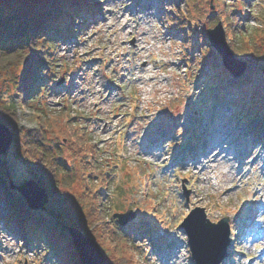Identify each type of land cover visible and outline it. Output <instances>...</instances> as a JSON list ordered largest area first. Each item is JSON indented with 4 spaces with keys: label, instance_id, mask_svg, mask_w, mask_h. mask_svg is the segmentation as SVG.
<instances>
[{
    "label": "rangeland",
    "instance_id": "1",
    "mask_svg": "<svg viewBox=\"0 0 264 264\" xmlns=\"http://www.w3.org/2000/svg\"><path fill=\"white\" fill-rule=\"evenodd\" d=\"M91 2L94 5L90 11L77 16L79 29L74 35L63 37L60 43L56 52L60 59L58 67L44 77L47 90L35 99V107L26 104L17 107L18 124L34 128L37 111L58 110L67 104L71 115L91 134V142L99 150L95 158L92 153L85 156L90 162L98 163V168L85 170L89 173L85 177L80 160L70 154L72 145L65 140L61 148L60 159L71 165L67 171L59 169L57 176L66 178L68 184L61 188L70 206L77 208V200L84 195L97 196L99 203L105 202L102 223L115 222L112 216L115 207L135 210L136 215L125 224V231L115 228L117 234L113 229L117 237L127 234L133 242L129 264H193L179 222L195 205L203 206L211 220L226 216L232 226L230 240L234 246L223 264H264V257L258 256L264 248V238L254 240L256 234L264 233V149L260 145L251 146L244 134L243 143H230L229 147L237 152L235 157L226 158L228 155L224 153L214 159L212 155L201 157L202 153H208L213 135L219 134L223 123L238 133H242L244 126L248 129L256 123L264 125V116L253 118L250 112L254 109L264 113L261 70L264 65V0ZM218 19L224 26L230 48L235 51L240 44L255 48L257 59L248 73L247 83L228 87L222 84L223 94L217 92L224 97L214 93L213 98H207L204 86L210 84L214 72L221 77L227 71L203 34ZM196 32L198 46L193 54L190 34L195 37ZM142 46L147 50L138 51ZM144 67H154L157 76L149 80ZM60 77L63 82L57 84ZM232 80L235 79L230 77L226 81ZM6 87V79L0 81V95L16 100L15 92L5 94ZM210 89L215 92L214 87ZM205 99L208 104L203 110L198 104ZM135 103L140 114H124L133 109ZM193 107L196 109L191 114ZM199 121L196 132L200 140L192 142L196 136L195 127L191 126ZM164 124L168 130H163ZM181 135L183 139L168 142ZM192 148L197 152L196 157L193 156L197 161L195 165L189 156ZM13 152L11 143L3 154L11 157ZM185 155L188 158L183 160ZM119 157H126L122 164ZM176 158L181 162L176 163ZM116 163L121 167L114 166ZM99 167L104 174L98 171ZM10 174L13 180L15 176L16 179L25 176L44 185L29 166L17 168ZM104 178L107 186L98 190L104 186ZM181 180L189 190L187 197ZM16 192L6 188L0 180V217L7 216L16 230L13 232L0 219V264H57L58 260L49 257L44 247L37 248L26 239L28 233L14 210L19 205V192ZM48 195L45 208L56 207L49 191ZM84 233L96 240L107 263L111 264L106 242L89 232Z\"/></svg>",
    "mask_w": 264,
    "mask_h": 264
},
{
    "label": "trees",
    "instance_id": "2",
    "mask_svg": "<svg viewBox=\"0 0 264 264\" xmlns=\"http://www.w3.org/2000/svg\"><path fill=\"white\" fill-rule=\"evenodd\" d=\"M92 4L90 0H0V81L6 79L7 96L11 91L17 95L16 100L0 95V121L14 131L12 156L8 153L0 155V180L10 189L9 180L16 183L15 180L22 181L25 177L16 179L15 176L13 180L10 172L29 166L36 172V179L44 182L43 186L49 191L56 207L47 206L43 211H32L16 192L19 205L14 210L25 230L33 233L30 234L31 238L56 254L58 264H81L65 224L89 232L103 243L106 242L111 264H129V259L133 257V244L127 236L121 238L113 233V229L117 231L112 221L105 220L102 223L105 210L103 202L99 203L97 196L84 195L77 200L78 205L74 210L62 192L61 187L68 184L66 178L59 179L57 176L59 169L67 171L71 165L60 159L63 137L72 145L71 156L80 160L84 177L91 170L94 171V167L98 168L95 162L93 167H88L84 158L87 153L96 151L91 144V134L74 119L68 106L43 113L37 111L34 128L18 124L17 107L22 104L35 107V99L46 90L44 77L50 76L47 72L54 73L58 67L60 59L56 52L61 37L72 35L77 16L83 10L90 9ZM211 51L216 53L212 48ZM234 53L236 57L247 61L246 71L239 79L245 81L257 59L256 49L240 44ZM216 75L214 73V77ZM227 76L228 73L216 76L213 81L220 82ZM98 171L102 173L101 167ZM104 181L105 186V178ZM101 225L103 227L98 228Z\"/></svg>",
    "mask_w": 264,
    "mask_h": 264
},
{
    "label": "water",
    "instance_id": "3",
    "mask_svg": "<svg viewBox=\"0 0 264 264\" xmlns=\"http://www.w3.org/2000/svg\"><path fill=\"white\" fill-rule=\"evenodd\" d=\"M207 37L211 46L221 55V61L234 76L243 73L246 61L235 57L228 46L222 23L218 21L213 27L207 28ZM264 73V67L262 68ZM13 132L7 124L0 121V154L4 153L12 142ZM10 187L20 191L31 209H43L48 200L45 188L33 178L24 179L19 184L9 181ZM187 194V191H186ZM114 216L120 224H125L135 216L132 209L124 212H115ZM180 225L188 235L189 248L195 264H218L226 255V246L229 243V228L227 218L218 222L210 221L204 208L196 206L183 218ZM71 235V241L76 247L82 264H108L98 243L80 229L72 225H65Z\"/></svg>",
    "mask_w": 264,
    "mask_h": 264
},
{
    "label": "bare ground",
    "instance_id": "4",
    "mask_svg": "<svg viewBox=\"0 0 264 264\" xmlns=\"http://www.w3.org/2000/svg\"><path fill=\"white\" fill-rule=\"evenodd\" d=\"M148 6V5H147ZM132 11V10H131ZM139 50H147V47L146 46H142V47H140L139 49H138V51ZM147 62H149L148 60H147ZM156 63V62H155ZM144 71H146V74H147V78L148 79H153L154 77H156L157 75H156V70L154 69V67H144ZM225 130H222V131H220V128H219V135H217V134H215V135H213V138L215 137V136H217V140H216V142L213 144V145H211L210 146V150H209V152H208V154L209 155H218V154H220V152L222 151H226L225 150V147H224V145H221V144H224L226 141H228L229 140V137H231V138H233L234 140H239L240 138H241V136L240 135H233V137L231 136V132H233L232 130H230V132L228 131V129H231L230 127H228V126H226L225 128H224ZM232 142V141H231ZM230 142V143H231ZM205 155V156H204ZM206 156H208L207 154H205V153H202L201 154V157H206ZM200 157V158H201ZM199 158V159H200ZM197 162V161H196ZM196 162H195V160L193 161V164L195 165L196 164ZM199 162V161H198ZM204 168H202L201 167V170L204 172V174L206 175V171L205 170H203ZM241 172V170L239 171V173Z\"/></svg>",
    "mask_w": 264,
    "mask_h": 264
}]
</instances>
